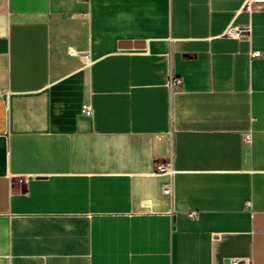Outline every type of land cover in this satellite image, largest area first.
<instances>
[{
    "label": "crops",
    "instance_id": "1",
    "mask_svg": "<svg viewBox=\"0 0 264 264\" xmlns=\"http://www.w3.org/2000/svg\"><path fill=\"white\" fill-rule=\"evenodd\" d=\"M254 49L264 0H0V264H264Z\"/></svg>",
    "mask_w": 264,
    "mask_h": 264
},
{
    "label": "built area",
    "instance_id": "2",
    "mask_svg": "<svg viewBox=\"0 0 264 264\" xmlns=\"http://www.w3.org/2000/svg\"><path fill=\"white\" fill-rule=\"evenodd\" d=\"M249 32V27L248 26H232L229 29L226 30L225 35L227 36H231V37H237V38H241V37H245L248 35ZM72 53H74L75 51H71ZM251 55L253 56H264V50H259V49H254L251 51ZM84 58L88 59L89 55L88 53H84L83 54ZM181 82V79L179 77L176 76H172L169 80V86L172 88L175 85L179 84ZM83 111L86 114H92L93 113V107L90 103H84L83 104ZM246 140L249 139V135H247L245 137ZM155 171L158 173H170L173 174L175 172L174 166H173V160L170 158L167 161L164 162H158L155 166ZM172 190V184L171 183H167L164 187V192L165 193H170ZM193 216H196L195 212L191 213ZM231 264H239V259L238 258H234L232 260Z\"/></svg>",
    "mask_w": 264,
    "mask_h": 264
}]
</instances>
